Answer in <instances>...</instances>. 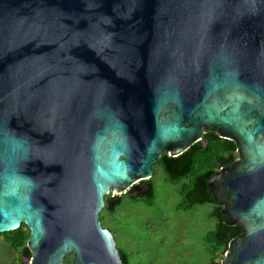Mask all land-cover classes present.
<instances>
[{
	"label": "water",
	"instance_id": "water-1",
	"mask_svg": "<svg viewBox=\"0 0 264 264\" xmlns=\"http://www.w3.org/2000/svg\"><path fill=\"white\" fill-rule=\"evenodd\" d=\"M211 128L237 158L209 181L264 264V0H0V234L25 264H123L105 198ZM23 260V259H22Z\"/></svg>",
	"mask_w": 264,
	"mask_h": 264
},
{
	"label": "rangeland",
	"instance_id": "rangeland-1",
	"mask_svg": "<svg viewBox=\"0 0 264 264\" xmlns=\"http://www.w3.org/2000/svg\"><path fill=\"white\" fill-rule=\"evenodd\" d=\"M153 182V205L133 203L122 195L115 215L102 211V225L113 233L117 247L129 255L131 264H209L205 238L217 225L209 216L213 205L178 211L181 187L168 183L161 168H155ZM20 260L21 253L0 236V264H21ZM71 261L72 255L63 264Z\"/></svg>",
	"mask_w": 264,
	"mask_h": 264
},
{
	"label": "trees",
	"instance_id": "trees-1",
	"mask_svg": "<svg viewBox=\"0 0 264 264\" xmlns=\"http://www.w3.org/2000/svg\"><path fill=\"white\" fill-rule=\"evenodd\" d=\"M203 140L178 157H170L163 153L154 168L163 170L168 183L181 187V203L177 207L178 211H190L196 206L205 204L213 205L209 216L216 219L217 225L207 234L205 242L211 254L209 264H222L221 261L230 242L243 233V227L227 224L225 215L222 213L223 207L214 201L209 192L208 183L221 168L232 164L231 158H237L238 147L234 141L219 137L211 128L203 134ZM141 186L143 193L140 195L134 197L124 194L123 197H127L133 203L153 205L155 200L153 178L142 181ZM123 197L108 195L105 198L103 211L109 215H115L122 205ZM0 236L19 251L23 258H31V252L27 247L30 230L25 224L17 230L2 233ZM118 249L123 264H131L129 255L123 249ZM21 264L25 263L22 261Z\"/></svg>",
	"mask_w": 264,
	"mask_h": 264
},
{
	"label": "flooded vegetation",
	"instance_id": "flooded-vegetation-1",
	"mask_svg": "<svg viewBox=\"0 0 264 264\" xmlns=\"http://www.w3.org/2000/svg\"><path fill=\"white\" fill-rule=\"evenodd\" d=\"M22 259H23V256H22V254H21V260H20L21 262L23 261Z\"/></svg>",
	"mask_w": 264,
	"mask_h": 264
}]
</instances>
